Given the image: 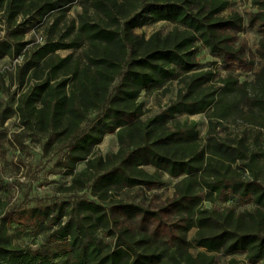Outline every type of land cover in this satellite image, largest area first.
I'll list each match as a JSON object with an SVG mask.
<instances>
[{"label": "trees", "instance_id": "16d2710c", "mask_svg": "<svg viewBox=\"0 0 264 264\" xmlns=\"http://www.w3.org/2000/svg\"><path fill=\"white\" fill-rule=\"evenodd\" d=\"M249 1L255 11L245 19L231 0H84L76 19L65 20L72 0H0V59H18L15 104L0 118L16 115L42 156L70 176L61 191L72 195L0 218V264H214L217 251L264 259V231L231 208L202 205L235 196L264 212V185L241 176L252 170L245 143L215 135L233 107L224 98L246 93L248 82L230 71L217 81L196 57L201 46L225 68L252 66L239 33L246 21L264 35V0ZM47 16L42 41L26 40ZM146 20L172 28L135 33ZM257 52L264 70V50ZM171 81L175 98L145 116L140 94ZM250 104L264 108V98ZM197 113H208L204 141L186 117ZM111 133L117 150L95 153ZM238 161L244 166L232 168ZM165 175L177 179L169 197L148 205L115 197L126 187L160 186ZM32 231L42 234L39 246L17 242Z\"/></svg>", "mask_w": 264, "mask_h": 264}, {"label": "rangeland", "instance_id": "374dc122", "mask_svg": "<svg viewBox=\"0 0 264 264\" xmlns=\"http://www.w3.org/2000/svg\"><path fill=\"white\" fill-rule=\"evenodd\" d=\"M84 0H72L66 10L65 20L76 19L80 13ZM231 7L238 10L246 19L249 13L255 11V7L249 0H231ZM49 17L30 29L24 38L42 41L44 27ZM172 28V23L168 21L151 22L146 20L141 26L134 29L135 33L148 36L153 31L158 30L165 34ZM3 34L0 30V36ZM239 38L246 43V55L249 60H253L250 68L244 65L225 68L217 59L211 55L204 47L199 46L196 53L200 68H211L216 72V80L224 77L229 71L232 72L238 83L247 81L246 93L241 94L234 91L228 94L224 101L232 104L231 114L227 120L222 121L215 130L217 137H226L230 141L242 139L247 150L246 155L251 158V171L241 173L242 177L256 178L264 185V108L251 105L253 97L264 98V70L263 59L257 50L262 49L264 35L255 28L244 22L243 31L239 33ZM66 51H58L64 55ZM14 59L4 57L0 59V111L7 107H14L16 98V88L10 81V76L14 75ZM218 81V80H217ZM219 83V82H218ZM217 83V84H218ZM176 81L165 83L161 88L149 93H141L139 100H142L147 108L145 116L152 115L161 110L172 99L175 98ZM208 113H197L186 116L188 119L197 122L199 136L202 141L206 138L208 128ZM181 116L180 118H184ZM118 143L115 133L107 134L95 147V153L104 155L107 152L117 150ZM244 166L238 161L232 164V168ZM84 163H79L76 170L81 169ZM245 168V167H244ZM151 169V168H147ZM243 174V175H242ZM70 176L62 174L59 168L53 165V160L42 156L41 150L33 137L22 133L18 127V119L15 114H11L3 121L0 118V218L12 211L26 207L43 206L67 200L72 197L70 192H63L61 188L70 183ZM177 179L168 176L163 177V184L150 189L138 187H126L115 192V197L124 200H134L143 204H151L173 193V185ZM81 192H78L80 194ZM204 207H212L217 210L231 208L235 215L242 214V220L252 230L264 231V212L256 211V206L252 202H242L235 196H230L227 201L215 200L214 202L204 200ZM264 211V210H263ZM195 229L192 228L187 238L191 239ZM17 242L25 246L35 248L42 242L41 232L32 231L17 238ZM201 248L191 247L194 254ZM214 264H229L230 260L242 264H264V259L249 262L246 259L245 251H235L229 254L223 251L213 253Z\"/></svg>", "mask_w": 264, "mask_h": 264}, {"label": "built area", "instance_id": "2783aa9c", "mask_svg": "<svg viewBox=\"0 0 264 264\" xmlns=\"http://www.w3.org/2000/svg\"><path fill=\"white\" fill-rule=\"evenodd\" d=\"M15 61L17 62V61H18V59H14V62H15Z\"/></svg>", "mask_w": 264, "mask_h": 264}]
</instances>
